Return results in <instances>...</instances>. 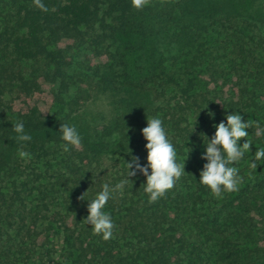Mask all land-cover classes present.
I'll return each mask as SVG.
<instances>
[{"label":"trees","instance_id":"trees-1","mask_svg":"<svg viewBox=\"0 0 264 264\" xmlns=\"http://www.w3.org/2000/svg\"><path fill=\"white\" fill-rule=\"evenodd\" d=\"M41 3L0 0V264H264V160L249 167L264 147V0ZM232 111L252 149L238 190L216 197L199 183L202 134ZM153 117L186 173L154 203L130 177L104 240L80 197L124 179L133 156L147 163ZM64 123L80 148L63 150Z\"/></svg>","mask_w":264,"mask_h":264},{"label":"clouds","instance_id":"clouds-1","mask_svg":"<svg viewBox=\"0 0 264 264\" xmlns=\"http://www.w3.org/2000/svg\"><path fill=\"white\" fill-rule=\"evenodd\" d=\"M144 0H132L136 8L143 5ZM36 5L45 9L41 0H35ZM210 119H215V113H208ZM226 121V122H225ZM214 135L209 138L202 134L205 150L201 159L206 161L200 171L199 183L206 186L214 196L221 197L224 193L237 191L242 182L237 164L245 157V154L252 149V143L247 139L250 135L251 124L245 121L239 112L232 111L226 115L225 120L219 124H214ZM15 133L17 142H30L32 136L25 130L23 121H18L11 128ZM129 131V130H128ZM142 136L146 141L147 163L141 165L138 157H132L127 165V176L115 185L103 183L102 190L97 192L95 197L85 200L87 192L80 197L82 201H87L88 215L84 222L91 225V231L95 235H100L104 240H108L113 235L115 224L111 214L106 211L108 202L121 194L125 186L130 182V177L137 176L138 173L146 178V182L141 186L148 197L149 203H154L171 190L175 183L186 173L185 161L177 162V153L174 144L159 117L147 118V126L142 129ZM256 136L264 134V127L257 124ZM60 138L64 142L63 150L69 152L72 148H80L82 137L77 128L64 123L60 128ZM128 135V132H127ZM241 140L245 142L241 145ZM18 155L21 158L29 156V153L20 150ZM131 155V151L130 154ZM264 160V147L255 150L249 162V167L256 169L257 161Z\"/></svg>","mask_w":264,"mask_h":264}]
</instances>
